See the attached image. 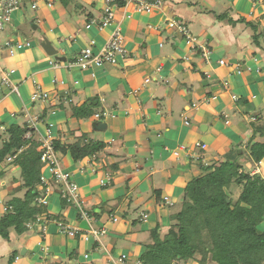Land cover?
Instances as JSON below:
<instances>
[{"label": "crops", "instance_id": "1", "mask_svg": "<svg viewBox=\"0 0 264 264\" xmlns=\"http://www.w3.org/2000/svg\"><path fill=\"white\" fill-rule=\"evenodd\" d=\"M110 6L113 22L99 29L106 0H23L2 32V41L22 47L0 52V66L13 70L10 80L18 88V93L0 92L1 144L5 128L25 123L31 129L26 137L39 147L48 128L62 145L81 134V140L104 146L78 161L58 152L89 218L63 204L58 185L50 180L47 212L53 219L0 236V264H112L122 254L128 264H139L152 242L151 230L158 225L161 236L168 231L169 212L181 203L186 183L202 173L203 161L234 158L236 150L264 140L262 4L162 0L160 9L150 13L128 8L129 16L121 6ZM170 20L182 23L208 54L191 48L182 32L168 26ZM116 24L127 50L123 59L88 69L67 67L86 46H103ZM46 43L56 55L46 52ZM220 59L226 64L220 65ZM37 84L48 93L46 100H31ZM91 97L98 98L95 113L73 117L72 106ZM99 123L105 126L98 128ZM254 125L262 131L255 133ZM195 141L206 143V149L194 147ZM237 159L244 170L264 178V157L259 162L249 154ZM19 175L12 159L0 163V216L8 199L22 195ZM56 220L79 231L62 233ZM100 226L106 234L99 241L84 237L89 227Z\"/></svg>", "mask_w": 264, "mask_h": 264}, {"label": "trees", "instance_id": "2", "mask_svg": "<svg viewBox=\"0 0 264 264\" xmlns=\"http://www.w3.org/2000/svg\"><path fill=\"white\" fill-rule=\"evenodd\" d=\"M97 99L91 97L72 106L73 117L86 119L93 115ZM261 129L254 125L255 133ZM30 130L25 123L10 124L0 146V163L12 157L20 170L22 190L21 196H12L5 202V212L0 216L3 238H8L10 229L22 233L44 212L48 220L53 219L47 206L36 202L42 194L38 189L42 163L38 142L26 137ZM53 146L55 151L69 153L78 161L98 152L104 144L82 140L62 145L53 140ZM234 154V158L202 166V173L186 183L181 208L170 215L168 231L161 236L158 225L151 230L152 242L140 254L139 264H182L195 260L196 254L200 255V264H205L209 255L216 264H264V178L244 170L237 159L249 154L252 161L259 162L264 157V140L248 143L246 150H236ZM230 192L237 194L236 200H232ZM61 201L68 203L64 198Z\"/></svg>", "mask_w": 264, "mask_h": 264}, {"label": "built area", "instance_id": "3", "mask_svg": "<svg viewBox=\"0 0 264 264\" xmlns=\"http://www.w3.org/2000/svg\"><path fill=\"white\" fill-rule=\"evenodd\" d=\"M117 0H106V7L104 8V13L97 25L99 29L104 28L107 25H110L113 22L114 14L110 5L118 6ZM124 4L121 6L124 8L125 16H129L128 8H131L134 12H144L150 13L153 10L160 9L162 0H121ZM253 3H259L264 6V0H251ZM23 7V0H0V52L3 49L8 50L12 53L13 47L20 48L22 45L18 42H13L11 39H6L2 41L1 35L3 30L9 24L11 20L12 12L15 10L21 9ZM35 7V6H33ZM95 23L92 20L90 24ZM170 28H177L185 36L186 42L190 45L191 48H202L203 55L206 56L208 52L206 49L199 43L196 42V38L192 37L185 26L180 23L178 20H170L168 22ZM127 54V50L124 45V36L120 24H116L110 37L105 42V44L99 48H94L93 44H90L79 51L73 60L67 63V67H78L80 69H88L92 66H103L105 64H117L124 56ZM220 65H225L223 59L218 60ZM57 65V62L54 63ZM239 70V69H238ZM13 70H8L0 66V91L2 88H8L10 91L18 93V88L16 85H13L10 80V74ZM225 88L228 87L227 81L223 82ZM48 98V93L43 91L38 84L35 87V91L31 95V100H46ZM232 98L236 100V96L232 95ZM185 123H188L185 120ZM3 127V126H2ZM194 147L205 150L207 145L201 141H195ZM175 154H177L175 152ZM12 159V157H8ZM40 161L42 163V171L40 175V185L38 189L42 192L40 196L36 198V202L44 206L48 205L47 197L51 193V187L49 181L52 180L59 187V195L61 199H65L69 204L74 205L80 215V218L87 220L89 218L88 211L83 205V201L79 194L78 184L74 179L73 174L70 171L63 169L60 165V159L58 152L55 151L53 146V139L50 136V130L47 129V133L44 139H42V144L40 147ZM203 165L207 166L208 163L203 161ZM46 169L50 175L51 179L44 174ZM104 180H101V185H104ZM5 210V208H4ZM47 221V213L44 212L42 215L37 217V221ZM115 220V218H114ZM57 229L69 236H74L79 229L77 227H71L66 224L63 220H56ZM106 234V228L100 226L97 228L89 227L87 234L84 235L85 238L91 236L94 241H99L100 238ZM112 264H128L125 260V255H120L116 261Z\"/></svg>", "mask_w": 264, "mask_h": 264}, {"label": "rangeland", "instance_id": "4", "mask_svg": "<svg viewBox=\"0 0 264 264\" xmlns=\"http://www.w3.org/2000/svg\"><path fill=\"white\" fill-rule=\"evenodd\" d=\"M13 20V19H12ZM191 30H192V33H193V35H196V32H195V30L193 29V28H191ZM54 55H56V54H54ZM115 65V64H114ZM1 92V91H0ZM6 129V128H5ZM0 133H1V131H0ZM5 133V135H6V132H4ZM7 136V135H6ZM83 135H79V136H77L76 138H75V140H70V141H72L73 143H75V142H82V140L81 139H83V137H82ZM71 142V143H72ZM0 144H1V142H0ZM5 161V160H4ZM7 161V160H6ZM60 164H61V161H60ZM44 170V169H43ZM46 170V169H45ZM45 172V171H44ZM19 178H20V175H19ZM238 192V191H237ZM236 192V193H237ZM22 193V192H21ZM230 196H231V198H232V200H236V198H237V194H235V192L234 193H232V192H230ZM181 203H182V201H181ZM181 203L179 202L175 207H172L171 208V210H170V212H169V214L171 215V214H174V213H176L180 208H181ZM200 258V255L199 254H196V256H195V260H189V261H187L186 263H184V264H193L194 263V261L196 262V263H198V264H200L199 262H198V259ZM182 263V264H183ZM205 264H216L215 262H213L212 260H211V257H210V255H209V257L207 256L206 258H205V262H204Z\"/></svg>", "mask_w": 264, "mask_h": 264}, {"label": "water", "instance_id": "5", "mask_svg": "<svg viewBox=\"0 0 264 264\" xmlns=\"http://www.w3.org/2000/svg\"><path fill=\"white\" fill-rule=\"evenodd\" d=\"M44 48L46 50V52L49 54V55H54L56 54V50L51 46V44L49 43H46L44 44ZM62 60H64V58H62ZM105 125L103 123H99L98 124V128H101V127H104ZM228 200V199H227Z\"/></svg>", "mask_w": 264, "mask_h": 264}]
</instances>
